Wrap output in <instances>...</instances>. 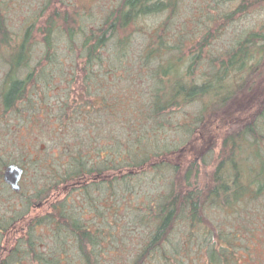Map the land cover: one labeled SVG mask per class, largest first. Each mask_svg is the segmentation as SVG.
Wrapping results in <instances>:
<instances>
[{
  "label": "trees",
  "instance_id": "1",
  "mask_svg": "<svg viewBox=\"0 0 264 264\" xmlns=\"http://www.w3.org/2000/svg\"><path fill=\"white\" fill-rule=\"evenodd\" d=\"M234 1L185 15L183 0H39L15 31L0 0V134L11 120L21 127L13 154L0 147V177L9 163L24 174L31 163L32 195L51 201L19 231L32 203L7 214L0 193V264H244L242 249L252 254L258 240L236 221L225 230L220 214L241 222L259 202L249 220L264 225V24L211 57L200 81L201 57L185 54L188 24L229 22L264 3L239 0L224 13ZM210 129L220 148L203 184L196 135ZM44 225L42 246L34 232Z\"/></svg>",
  "mask_w": 264,
  "mask_h": 264
},
{
  "label": "rangeland",
  "instance_id": "2",
  "mask_svg": "<svg viewBox=\"0 0 264 264\" xmlns=\"http://www.w3.org/2000/svg\"><path fill=\"white\" fill-rule=\"evenodd\" d=\"M10 1V2H9ZM183 8H184V14L187 15L188 13L192 12H199V9L202 8L203 4L210 3L211 0H183ZM9 8V23L13 30L19 31L22 26L23 22L26 16H29V14L33 11V9L37 6L39 0H8ZM239 4L238 1L233 2V7L228 8L224 13H227L229 10H233L235 7H237ZM261 24H264V3L263 5L255 3V5L250 6V10L245 14L244 13H238L237 15H233L232 19L229 20V22L225 21L223 18V15L221 17L217 16L216 22L211 24H206V26H200L199 24H188V30L195 29L196 34L195 38L192 39L193 41L190 43L189 47L186 49L185 54L186 57H189L195 53H197L201 57V63L197 68V72L199 73L197 77L199 78V81L203 77V73L206 71H209L210 69V58L215 56L216 54L219 55L222 53V55L227 54V50L232 47L235 42V40L240 36V34H244L245 31H249L251 29H260L259 26ZM263 26V25H262ZM208 31V32H207ZM209 33V35H208ZM142 33L138 34V41L136 47L140 48ZM207 37L208 40L205 41L204 38ZM201 72V73H200ZM79 75V74H78ZM72 76L69 74V77ZM198 80V79H197ZM58 83V84H57ZM55 84H57L59 87L61 84H64V82H59L55 80ZM77 86V85H76ZM2 122L5 124V119L2 120ZM19 121L11 120L10 125H5L1 131L0 134V147L3 149L4 154L7 156V153H10L13 149V142L10 139V136L14 134V131H19V128H21L19 125H16ZM203 132H205L206 137L204 140ZM217 131L214 129L203 130L199 131L196 135L198 139L196 140V147L201 153V155H193V158L195 157V160L201 159L202 155H206L207 158L202 162V165L200 166V179L203 184H205L210 176L211 171H213V168L215 167V162L218 155V149L219 142L216 138ZM209 136H213L212 139L209 142H206L207 138ZM6 146V148H5ZM15 153V152H14ZM2 152H0V156L2 157ZM11 154H13L11 152ZM5 156V157H6ZM189 156V155H188ZM187 156V157H188ZM185 159V157H184ZM202 161V159H201ZM27 172L23 175L22 178V188L24 195H10L7 197L5 185H8L4 179H3V173L0 177V193H2V198L4 199L2 205L3 209L2 211L7 210V214H11V211H14L15 209H22L19 205V202H21L23 199H26L29 197V201L32 203L27 213L18 219V223L11 228H18V230L25 231L28 227V225L32 222L35 215H41L44 216L49 212L51 208V201L49 200H39L38 198H35L33 192L35 191V188L37 186H40V184L37 183V177L39 171L34 169V167L31 165V163L26 164ZM25 173V172H24ZM170 175V172L168 171V176ZM137 181L138 177H134ZM133 179V178H132ZM2 180V182H1ZM135 180H133L135 182ZM146 180L149 184L153 185L154 182L150 183V177L146 176ZM5 183V185H4ZM140 190V189H138ZM149 190V186H148ZM145 191V190H144ZM144 191L140 190V195L144 193ZM111 191H106L104 195L109 194ZM5 193V194H4ZM19 193V192H18ZM151 194V193H150ZM32 195V196H30ZM80 195V191L73 192V196L78 197ZM93 196L98 197L101 199L97 193V191H94ZM152 195V194H151ZM139 201V198L133 197V203ZM9 202H13V206L10 209ZM121 201H118L117 203H120ZM124 204V203H123ZM253 204V201H252ZM25 208L27 206L25 205ZM261 209L260 203H255L252 206H249L250 210H245L243 212L242 217H244L243 220H235L232 215L223 216V219L226 221V229L230 230L231 224H233V221L238 222L239 228L242 231L243 236H247V239L249 235L255 236V238L258 240V243L253 246L252 254L251 250L242 249V254L245 257L244 264H264V225H260L258 222L260 221V216L258 218L257 223H253L249 220V212L251 210L255 211L254 209ZM125 208L121 210V212H124ZM125 213V212H124ZM231 214V213H230ZM87 216L90 217H96L91 215V212L87 213ZM39 217V216H38ZM241 223V224H240ZM245 223V224H244ZM46 225L39 226V228H36V231L34 232V238L35 240L41 243L42 246L47 245V243H50V234L48 233V230L46 229ZM17 231V229H16ZM250 231H253L254 233L250 234ZM243 246V244H242ZM47 248V246H46ZM245 251V252H243ZM2 256L0 258H4L6 254L8 253V250L5 246L1 248ZM252 255V256H250ZM18 264H29L28 262H20Z\"/></svg>",
  "mask_w": 264,
  "mask_h": 264
},
{
  "label": "water",
  "instance_id": "3",
  "mask_svg": "<svg viewBox=\"0 0 264 264\" xmlns=\"http://www.w3.org/2000/svg\"><path fill=\"white\" fill-rule=\"evenodd\" d=\"M25 169L22 165L13 162L5 166L3 171V179L15 192L22 190V178Z\"/></svg>",
  "mask_w": 264,
  "mask_h": 264
}]
</instances>
